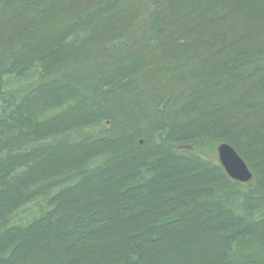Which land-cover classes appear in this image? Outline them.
<instances>
[{
	"label": "trees",
	"instance_id": "1",
	"mask_svg": "<svg viewBox=\"0 0 264 264\" xmlns=\"http://www.w3.org/2000/svg\"><path fill=\"white\" fill-rule=\"evenodd\" d=\"M0 264H264V0H0Z\"/></svg>",
	"mask_w": 264,
	"mask_h": 264
},
{
	"label": "water",
	"instance_id": "2",
	"mask_svg": "<svg viewBox=\"0 0 264 264\" xmlns=\"http://www.w3.org/2000/svg\"><path fill=\"white\" fill-rule=\"evenodd\" d=\"M217 159L221 163L224 171L237 182L248 183L252 178L251 171L244 160L237 154L228 143L217 145Z\"/></svg>",
	"mask_w": 264,
	"mask_h": 264
},
{
	"label": "rangeland",
	"instance_id": "3",
	"mask_svg": "<svg viewBox=\"0 0 264 264\" xmlns=\"http://www.w3.org/2000/svg\"><path fill=\"white\" fill-rule=\"evenodd\" d=\"M209 155L216 156L217 155V150H212L211 152L209 151Z\"/></svg>",
	"mask_w": 264,
	"mask_h": 264
}]
</instances>
